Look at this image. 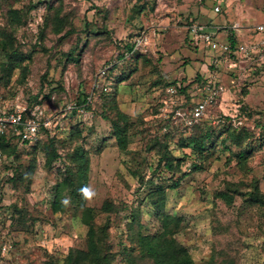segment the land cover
Segmentation results:
<instances>
[{"label":"rangeland","instance_id":"rangeland-1","mask_svg":"<svg viewBox=\"0 0 264 264\" xmlns=\"http://www.w3.org/2000/svg\"><path fill=\"white\" fill-rule=\"evenodd\" d=\"M191 20L216 23L219 39L229 26L245 27L240 43L264 22V0H0V110L21 105L52 121L32 141L12 128L0 132L11 137L9 147L0 144V264H66L72 255L73 264H154L139 238L159 234L166 216L195 264H264V202L253 198L256 187L264 194V57H242V77L227 60L211 67L219 51L192 38ZM140 33L144 44L122 58ZM14 49L19 56L9 62ZM202 74L226 90L198 126L176 106L164 115L165 88ZM96 80L104 90L92 108L68 110ZM118 119L125 147L113 128ZM207 130V148L197 150L191 139ZM87 206L99 263L86 257Z\"/></svg>","mask_w":264,"mask_h":264},{"label":"built area","instance_id":"built-area-1","mask_svg":"<svg viewBox=\"0 0 264 264\" xmlns=\"http://www.w3.org/2000/svg\"><path fill=\"white\" fill-rule=\"evenodd\" d=\"M215 10L219 11L220 6L216 5ZM189 32L193 39L197 42H202L213 50H218L219 53L213 57L211 64L219 66L222 61L226 62L228 70L235 72L238 77H242L246 73V67L241 64L242 57H248L250 55H261L264 57V22L257 24L256 26L249 27L252 37L249 40L237 43L235 46L228 40H221L217 37L220 27L212 25H202L197 22H192L189 26ZM234 29H240V25H233ZM146 37L144 33H140L132 39L134 43V50L139 49ZM114 64V63H113ZM113 64L106 65L101 73L102 75L113 66ZM238 73V74H237ZM99 85V81H95L94 87ZM180 86V85H179ZM226 90V86L215 77V75H209L206 82H195L188 88L187 92L182 91L179 94V87L177 85H168L164 90V96L162 102L165 105L162 107L164 115H166L167 105L176 106V115L182 116L186 124L192 125L202 119L205 115H208L211 107L215 104L218 98H221ZM191 96L188 99V96ZM192 101L191 104L185 106L186 103ZM93 102V93H90L86 97V101L83 104H79L77 101L68 105V110H77L78 112H84L87 109V105ZM36 113L27 116L25 114V108L21 105L13 111L0 110V132L5 133L12 128L22 137L23 142L32 141L36 138L40 128L45 126H51L52 121H41L39 117H35ZM223 121L225 119H222ZM241 123V121H239ZM7 246H3V252L6 253Z\"/></svg>","mask_w":264,"mask_h":264},{"label":"trees","instance_id":"trees-1","mask_svg":"<svg viewBox=\"0 0 264 264\" xmlns=\"http://www.w3.org/2000/svg\"><path fill=\"white\" fill-rule=\"evenodd\" d=\"M13 12H16V11L14 10ZM192 22H194V20H191L190 24ZM208 25H211V24L208 23ZM218 29L221 30V28H218ZM227 31H228V34L226 35L225 39L228 40L229 42H231V44L233 46H235L237 43H239V37L237 35L236 29H234L232 26L231 27L229 26ZM125 48H126L125 52L121 55L122 58L126 57V54L128 55L130 53L132 55H134L135 50H134V43L132 42V39L130 42L126 43ZM6 55L9 57V62H12L14 59H17L19 56L18 51L16 49H14L11 52L7 51ZM212 66H215V65L211 64V67ZM116 67H117V65H116V63H114L113 66L106 73L108 74L109 72L114 70V68H116ZM207 79H208V77L205 76L204 74H202L201 76H198L193 81H194V83L195 82H201L202 83V82H206ZM191 82L184 83V81H179V82L177 81V82H175V85H177L179 87L180 92H182V91L187 92L188 88H190V86L193 84ZM99 83H100V81H99ZM101 84L102 83H100L98 87H94L93 91L91 92V93H93V100H94L96 91L100 92V94H101V92L104 90V88L101 86ZM89 94H83L82 96L77 97L76 98L77 102L79 104H83L86 101V97ZM188 97L191 98L190 95ZM219 99L220 98L217 99L215 104L218 103ZM92 103L87 105V109L92 108V106H91ZM243 109H247V107H245V108L243 107ZM72 111H77V110H72ZM120 115H121V118H126L125 114L120 113ZM249 115H251V113H249ZM224 119L231 120L230 117H228V116L224 117ZM197 124H194L192 127H195ZM42 127H46L47 129H51L50 128L51 126L43 125ZM113 128H114V131L116 133V137H117V140L119 142V145L122 147H125L127 144V139H126V135H125V131L127 130L126 125H121L120 119H118V120L113 121ZM211 133H212L211 131L207 130L206 133L200 139L194 138V137L191 139L194 142V146L197 150H205L207 148L206 144L210 141ZM233 134L238 136V139L240 137H242L240 135V133H236L235 130L232 131V135ZM10 138L11 137L9 135H5V134L0 135V144L3 147V149L7 148L11 145ZM14 148H16V147H14ZM14 148H13V150H14ZM247 152L248 151L246 149H243V151H241L239 153V156L245 157ZM77 153L79 155L80 160L82 161V166L85 165L84 155H83L81 147L77 149L75 154H77ZM54 155L59 156L58 153H56V152L54 153ZM165 166L169 167V168L173 167L172 163L169 160H166ZM14 177H15V174L11 178H14ZM179 184H180V180H177L174 183H172L171 185H169L168 187L169 188H176L179 186ZM160 190L164 191L165 187L161 186ZM221 194L224 198H227V200H232L231 196L228 195L227 193L222 192ZM253 198H254V201L264 202V194L260 191V189L258 187H256V190L253 193ZM92 211H93L92 207L87 206L84 208V212H83V221L88 228L87 229L88 250L86 251V254L88 256H86V257L90 258V260L92 258L93 261L99 263L100 261L103 260V256L99 251V245H98V240H97V229L98 228H96L95 224L92 222V218H93ZM139 242H140V246L142 248V251L144 253V256L147 258V260H151L154 264H195L194 260L188 254L187 249L184 247V245L179 243L176 240V238L173 236V234L170 230V220H169L168 216H166L163 219V230L159 234L141 235L139 238ZM73 257H74V255H72L70 257V260L66 264H73V262H72Z\"/></svg>","mask_w":264,"mask_h":264},{"label":"clouds","instance_id":"clouds-1","mask_svg":"<svg viewBox=\"0 0 264 264\" xmlns=\"http://www.w3.org/2000/svg\"><path fill=\"white\" fill-rule=\"evenodd\" d=\"M81 191H82L84 198L88 199V200H91L93 198V196L95 195V192L89 187H85V188L81 189ZM64 203L68 204L69 201L65 200Z\"/></svg>","mask_w":264,"mask_h":264},{"label":"crops","instance_id":"crops-1","mask_svg":"<svg viewBox=\"0 0 264 264\" xmlns=\"http://www.w3.org/2000/svg\"><path fill=\"white\" fill-rule=\"evenodd\" d=\"M212 26H218L216 23H213V24H211ZM219 27V26H218ZM245 29V27L244 28H240V29H236V32H237V35H238V37H239V40H242L243 39V36H242V34H241V32H240V30L243 32V30ZM248 32L250 31L249 30V28L248 29H246ZM247 32V33H248ZM221 40H226L225 38L224 39H221Z\"/></svg>","mask_w":264,"mask_h":264}]
</instances>
